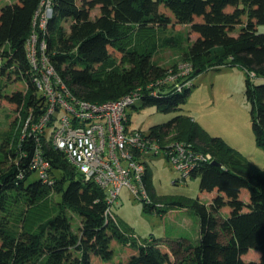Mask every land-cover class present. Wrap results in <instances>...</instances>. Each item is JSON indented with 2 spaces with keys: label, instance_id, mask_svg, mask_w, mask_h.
I'll use <instances>...</instances> for the list:
<instances>
[{
  "label": "trees",
  "instance_id": "1",
  "mask_svg": "<svg viewBox=\"0 0 264 264\" xmlns=\"http://www.w3.org/2000/svg\"><path fill=\"white\" fill-rule=\"evenodd\" d=\"M0 1V78L14 84L10 92L0 87V100L10 111L8 129L0 138V264H101L112 259L114 242L125 253L113 264H264V171L185 114L177 113L148 130L157 139L175 131L177 139L211 155L190 174L199 177L200 193L208 194L209 201L196 197L169 205L171 210L190 208L199 217V243L185 237H134L107 211L105 192L83 179L52 144L50 132H30L46 110L25 47L40 0ZM51 7L45 29L37 30V55L43 51L48 56L77 98L101 103L140 87L141 100L132 108L155 104L166 113L180 111L191 87L166 91L161 85L152 95L146 86L165 72L152 60L157 47L181 43L177 35L158 33L188 24L194 36L185 54L193 67L188 79L204 71L206 63L213 68L227 60L240 65L246 73L251 130L257 146L264 148V31L258 30L264 24V0H52ZM216 49L221 54L212 56ZM251 75L262 81L254 82ZM36 149L48 162L47 182L32 167ZM144 182L153 198L148 168ZM50 192L58 199L38 230L10 222L11 197L34 208ZM157 202L143 201V210L164 214L167 205L158 207ZM68 210L79 215L76 231Z\"/></svg>",
  "mask_w": 264,
  "mask_h": 264
},
{
  "label": "rangeland",
  "instance_id": "2",
  "mask_svg": "<svg viewBox=\"0 0 264 264\" xmlns=\"http://www.w3.org/2000/svg\"><path fill=\"white\" fill-rule=\"evenodd\" d=\"M1 4L0 1V6ZM94 12L96 11L94 10L92 14ZM68 24V21L64 22L65 27ZM189 28L188 24H181L175 27L170 26L158 33L160 37L177 35L181 40L180 45L176 47L160 45L157 47L152 60L165 71L159 79L165 78L186 63V50L194 37L190 34ZM258 30L264 31V24L258 25ZM143 34L145 32H142ZM134 40L132 35L129 42L133 44ZM140 43L135 41V44ZM220 54L221 50L216 49L212 56ZM226 63L219 68H213V64L212 66L205 64L204 71L191 79L193 86L184 103L180 105L182 108L180 111L166 113L157 109L155 104L139 106L136 109L129 108L130 126L147 131L150 126L165 122L177 113L185 114L198 122L211 136L221 137L248 163L264 171V148L256 144L250 126L249 105L244 95L246 73L240 65L230 64L229 60ZM122 65L128 64L124 62ZM251 77L254 82L262 81L260 78H253V75ZM0 87L5 92H10L14 84L0 78ZM9 112V105L0 100V138L1 134L8 129ZM177 137L176 132L171 131L162 141L183 140ZM147 168L152 186L153 198L152 196L151 198L165 203L167 211L164 214L144 211L143 201L136 199L126 186L121 187L111 204V211L131 229L134 237L145 239L152 235L161 240L185 237L193 244H198L201 235L199 217L190 208L171 210L169 205L177 200L186 202L189 198L196 197L201 202L207 203L209 196L206 193H200L199 177L190 176L186 182L174 183L177 172L162 155L148 159ZM57 199L58 197L50 192L47 198L37 206L29 208L23 199L15 200L11 197L7 213L10 222L17 226L21 223L25 224L26 228L36 231L41 226V220L47 216L48 210H53ZM23 212H25L24 216ZM67 212L71 217L72 228L76 231L80 222L79 215L71 210ZM112 248V259L101 264H113L115 261L124 259L125 249L121 244L114 242Z\"/></svg>",
  "mask_w": 264,
  "mask_h": 264
},
{
  "label": "built area",
  "instance_id": "3",
  "mask_svg": "<svg viewBox=\"0 0 264 264\" xmlns=\"http://www.w3.org/2000/svg\"><path fill=\"white\" fill-rule=\"evenodd\" d=\"M51 1L40 0L34 14L33 31L25 42L27 56L36 70L33 80L46 104L45 112L31 126L30 132L34 136L43 131L50 132L52 144L65 153L83 179L92 180L105 192L107 211L110 212L122 186H126L136 199L151 204L152 198L144 182L148 159L162 155L177 172L175 183L186 182L192 170L200 162L210 161L211 155L195 148L190 141L163 142L168 135L157 139L149 130L132 128L128 109L141 100L140 87L101 103L74 96L48 56L43 51L37 55L36 51L37 30H44L52 15ZM39 48H45L44 41ZM191 70V63L186 61L165 78L148 83V94L156 95L161 85L166 91L191 87L192 81L188 79ZM40 154L36 149L32 167L39 178L47 182L48 162ZM156 205L161 207L163 203Z\"/></svg>",
  "mask_w": 264,
  "mask_h": 264
},
{
  "label": "water",
  "instance_id": "4",
  "mask_svg": "<svg viewBox=\"0 0 264 264\" xmlns=\"http://www.w3.org/2000/svg\"><path fill=\"white\" fill-rule=\"evenodd\" d=\"M212 163L219 164V163H218V162H216V161H212Z\"/></svg>",
  "mask_w": 264,
  "mask_h": 264
},
{
  "label": "clouds",
  "instance_id": "5",
  "mask_svg": "<svg viewBox=\"0 0 264 264\" xmlns=\"http://www.w3.org/2000/svg\"><path fill=\"white\" fill-rule=\"evenodd\" d=\"M192 86H193V85H192ZM192 86H191V87H192Z\"/></svg>",
  "mask_w": 264,
  "mask_h": 264
}]
</instances>
